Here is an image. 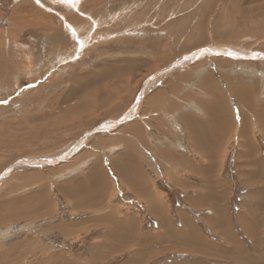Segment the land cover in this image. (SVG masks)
I'll list each match as a JSON object with an SVG mask.
<instances>
[{
	"label": "rangeland",
	"instance_id": "rangeland-1",
	"mask_svg": "<svg viewBox=\"0 0 264 264\" xmlns=\"http://www.w3.org/2000/svg\"><path fill=\"white\" fill-rule=\"evenodd\" d=\"M192 69L207 71L209 83L214 76L237 117L238 94L263 102L264 0H0V211L15 205L20 213L0 217V264H64L63 253L83 254L86 247L87 254L91 235L66 238L56 228L58 220L88 216L70 212L57 180L94 169L98 159L117 182L113 202L119 210L147 213L145 202L122 182L125 169L113 164L117 149L95 141L112 134L123 146L133 106L163 98L157 91L170 88L175 77L180 80L177 75ZM197 94L209 96V89ZM161 101L154 100L147 119L170 116ZM205 106L199 104V109ZM250 127L264 156V138L252 119ZM148 128L153 146L160 141L165 146L160 128ZM236 139L229 145L224 176L231 177L230 210L239 227L236 212L245 189L238 180ZM140 146L135 153L183 228L177 214L180 196L164 179L156 150ZM132 172L140 179L138 169ZM186 208L190 222L207 232L199 212ZM241 236L245 242L239 262L226 260L223 251H213L211 259L182 247L157 263L240 264L247 255L261 257L264 264V237L255 247L248 236ZM21 239L27 246L16 245Z\"/></svg>",
	"mask_w": 264,
	"mask_h": 264
},
{
	"label": "crops",
	"instance_id": "crops-1",
	"mask_svg": "<svg viewBox=\"0 0 264 264\" xmlns=\"http://www.w3.org/2000/svg\"><path fill=\"white\" fill-rule=\"evenodd\" d=\"M177 77L180 80L175 77L170 88L157 91L156 94L163 98L140 100L138 107L133 106L124 127L127 138H124L123 146L122 140L112 134H101L95 141L117 149L113 164L125 169L126 179L121 180L126 188L135 195L137 193L139 196H136L145 202V215L136 211L121 212L117 203L113 202L117 196V182L107 172L104 160L98 159L94 169H87L80 175L57 180L61 192L69 201L65 204H69L70 212L88 216L74 221L58 220L56 228L66 238L83 233L92 236L87 247L88 255L86 247L83 254L63 253L66 258L64 264H85L87 261L102 264L123 254L125 258L116 264H162L157 262L167 252H175L182 247H190L211 259L213 251H223L226 260L239 262L243 254L241 245L245 242L241 233L248 236L255 247L263 242L264 156L257 132L251 131L250 120L264 138V101L238 94L241 113L237 117L229 97L226 92L223 94L214 76L213 79L210 77L209 83L207 71L192 69ZM258 87L255 92H258ZM207 89L209 96L202 95ZM197 91L201 92V97ZM154 100H162L160 103L171 110L169 117L146 118L145 114L154 110ZM204 102L207 106L199 109V104ZM154 125L160 128L162 134L159 138L164 137L165 146L159 145L161 141L153 146L148 127L153 128ZM183 135L187 137V142L183 141ZM235 136L238 180L245 189L241 208L236 212L239 227H236L234 213L230 210L232 190L228 179L231 177L224 176L229 145ZM141 144L143 148L149 146L148 149L156 150V160L163 165L164 179H167L172 191L179 194L177 214L183 220V228L175 223L177 217L168 199L155 187L152 174L135 153H139ZM181 147L184 150L179 149ZM220 152L223 155L221 159ZM133 168L141 172L140 179L133 176ZM186 207L199 212L208 227L207 232L190 222L191 214ZM147 222L151 223L143 227ZM210 231L215 238L209 234ZM23 241L21 239L16 245L27 246ZM261 263L262 259L258 256L246 255L240 261V264ZM199 264H204V261Z\"/></svg>",
	"mask_w": 264,
	"mask_h": 264
},
{
	"label": "bare ground",
	"instance_id": "bare-ground-1",
	"mask_svg": "<svg viewBox=\"0 0 264 264\" xmlns=\"http://www.w3.org/2000/svg\"><path fill=\"white\" fill-rule=\"evenodd\" d=\"M111 96V95H110ZM77 97V96H76ZM76 99V98H75ZM82 106V105H81ZM76 112V111H75ZM215 154H217V152H215ZM220 155V159L223 157V155L220 153L219 154ZM36 179V178H35ZM37 194V193H36ZM140 196H142V195H140ZM38 197V196H37ZM31 198V200L32 199H34V198H36V196H35V194L33 195V198L32 197H30ZM42 198H43V196H42ZM40 199V198H39ZM24 200H26V199H24ZM31 200H29V201H31ZM26 202H28V200H26ZM46 205V204H45ZM15 206V205H14ZM11 207V206H8L7 208L6 207H1L2 209H3V211H0V217H2L1 219H3V218H5V217H19L20 216V213L19 212H17L16 210H15V207ZM12 208H14L13 210H12ZM18 210V209H17ZM43 210V209H42ZM26 213V212H25ZM27 214V213H26ZM33 214V213H32ZM25 215V214H24ZM23 216V215H22Z\"/></svg>",
	"mask_w": 264,
	"mask_h": 264
},
{
	"label": "snow or ice",
	"instance_id": "snow-or-ice-1",
	"mask_svg": "<svg viewBox=\"0 0 264 264\" xmlns=\"http://www.w3.org/2000/svg\"><path fill=\"white\" fill-rule=\"evenodd\" d=\"M37 2H39V0H37Z\"/></svg>",
	"mask_w": 264,
	"mask_h": 264
},
{
	"label": "trees",
	"instance_id": "trees-1",
	"mask_svg": "<svg viewBox=\"0 0 264 264\" xmlns=\"http://www.w3.org/2000/svg\"><path fill=\"white\" fill-rule=\"evenodd\" d=\"M179 203V202H178Z\"/></svg>",
	"mask_w": 264,
	"mask_h": 264
}]
</instances>
